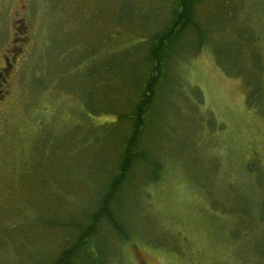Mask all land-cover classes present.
<instances>
[{
  "label": "rangeland",
  "instance_id": "rangeland-1",
  "mask_svg": "<svg viewBox=\"0 0 264 264\" xmlns=\"http://www.w3.org/2000/svg\"><path fill=\"white\" fill-rule=\"evenodd\" d=\"M173 5L0 0V264H51L87 223ZM196 16L206 40L184 35L148 136L160 177L134 168L130 239L103 224L102 264H264V100H248L258 77L264 94V0H200Z\"/></svg>",
  "mask_w": 264,
  "mask_h": 264
},
{
  "label": "trees",
  "instance_id": "trees-1",
  "mask_svg": "<svg viewBox=\"0 0 264 264\" xmlns=\"http://www.w3.org/2000/svg\"><path fill=\"white\" fill-rule=\"evenodd\" d=\"M200 0H174L168 23L153 32L147 41L145 71L139 77L136 98L128 112L118 115V120L128 124L123 137L118 164L104 185L95 202V208L88 215V221L79 229L73 243L64 248L51 264H102L101 226L108 224L122 239H130V231L121 217L123 208L120 196L130 186L133 170L145 168L149 181L159 179L162 161L152 152L153 142L148 140L155 127L157 109L165 96L166 83L172 74L170 63L178 53L181 41L188 32L195 34V47L199 49L205 42V30L196 16V5ZM225 66V64H224ZM258 81L260 78L258 77ZM248 82L251 86L249 104L256 106L264 100L263 90L259 94V82ZM264 88V82L261 81ZM154 108V110H153Z\"/></svg>",
  "mask_w": 264,
  "mask_h": 264
},
{
  "label": "flooded vegetation",
  "instance_id": "flooded-vegetation-1",
  "mask_svg": "<svg viewBox=\"0 0 264 264\" xmlns=\"http://www.w3.org/2000/svg\"><path fill=\"white\" fill-rule=\"evenodd\" d=\"M11 63L8 61L7 64L1 67L0 69V98H3L5 92H7V87H9V83L7 82L8 79V72L10 70ZM6 85V87H5Z\"/></svg>",
  "mask_w": 264,
  "mask_h": 264
},
{
  "label": "water",
  "instance_id": "water-1",
  "mask_svg": "<svg viewBox=\"0 0 264 264\" xmlns=\"http://www.w3.org/2000/svg\"><path fill=\"white\" fill-rule=\"evenodd\" d=\"M8 62V61H7Z\"/></svg>",
  "mask_w": 264,
  "mask_h": 264
}]
</instances>
